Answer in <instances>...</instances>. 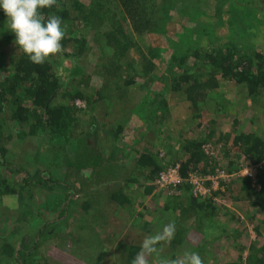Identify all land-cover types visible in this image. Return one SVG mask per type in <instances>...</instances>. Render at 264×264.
Here are the masks:
<instances>
[{"label":"trees","instance_id":"16d2710c","mask_svg":"<svg viewBox=\"0 0 264 264\" xmlns=\"http://www.w3.org/2000/svg\"><path fill=\"white\" fill-rule=\"evenodd\" d=\"M118 2L121 6L119 14L129 26V32H124L125 39H132L134 35L147 36L151 41V52H148L151 54L150 57L155 60L163 59L169 72L177 69L181 73L178 77L179 85L181 83L185 85L184 93L190 104L189 109L196 117L200 118L201 110L205 109L203 104L221 85L220 79L234 80L237 84L243 85L246 99L250 102L260 96L264 97V12H258V10L250 12L241 5L225 0H118ZM83 5L81 0H57V4L52 8L41 10L45 16L57 15L62 18L63 26L66 29V36L61 41L62 47L72 46L75 42L76 46H72L71 51L74 55H78L77 46L80 44L83 47L86 41V35H82V33L79 35L77 31L82 28L83 24H87V26L92 24V2L90 1L89 9L84 8ZM71 7L75 12H83V16L79 17L76 14L71 17ZM174 12L183 19V26L172 29L173 20L177 17L174 16ZM6 21L7 18L0 10V30L4 29ZM76 22L78 23L76 24ZM73 23H75V29H71ZM5 37L8 42L11 41L15 45L14 34H5ZM15 48L17 50L10 58L9 65L7 68H2L3 74H0V111L5 107L12 108V116L16 121L28 125L25 135L48 131L68 138L73 131L72 128H76L79 122V117L74 109V101L81 94L77 92L74 95H67L69 101L56 102L59 95L65 96L63 91L66 89L61 82L62 78L54 70L52 62L49 60L42 65L33 64L18 46L15 45ZM119 48L120 52L128 50L127 42L120 43ZM66 54L69 55V52ZM189 58L192 59L191 64L187 62ZM151 65L155 66L156 64L153 62ZM82 71L83 68L76 65L71 74L75 76ZM152 76L151 78L154 80L152 82H155L157 75ZM134 80L135 76H129L124 82L130 84ZM165 81L164 87H167V81ZM173 84L177 90L178 85L174 80ZM166 87L163 88L164 92H166ZM153 93L160 100L164 98L163 92H160L158 88H154ZM99 96L98 92L97 97ZM159 99H157L156 106H153L154 110L151 114L157 113L155 117H160L159 120L163 126L171 109ZM161 117L164 119L161 120ZM245 118L247 119L243 122L244 124L235 120L232 123L233 130L231 132L219 133L214 129H205L199 137L180 142L178 149L183 152L174 162L177 163L181 182L170 188L172 192L169 189H159L155 183L158 172L164 169L163 165L166 164L165 167L173 165V160L167 162L162 159L163 155L167 152L172 153V151H165L163 155H158L161 162L159 163L156 156L161 151L155 153V151L144 149L145 140L140 142L136 138L134 146L138 145V151H130L129 154L134 156L135 153L134 163L139 171V181L135 182L141 188H145L142 191L143 196L135 198L131 195L133 193L129 183L132 179L125 177L118 179L120 183L118 187L114 188L110 198L118 202L125 210L132 211V213L135 211L138 214L140 218L138 220L142 219L141 223L144 222L143 236L154 234L153 229H162L169 222L175 223V237L168 244V248L172 252L170 259L182 256L187 250L198 252L204 264L219 263V254L213 250L214 247L219 248V245L216 244L217 240H220L217 238V230L220 227L230 235L237 231L236 228L228 230L226 223L208 220L213 219L219 210V207L213 202V196L196 197L190 190L189 175L191 173L203 176L209 170L213 172L215 167L224 168L220 165V153L216 151V148L212 149V146H209L211 154L206 151L204 145L208 143L215 145L220 141L231 142L232 156L227 150L223 151L221 157L225 163L227 162L224 169L230 174L237 173L241 168L234 163L233 153H238L244 162L256 166L257 187L252 184L250 178L240 176L237 178L240 182V189L239 192L234 193L233 198L241 199L243 196L247 200L252 208L249 212L251 215L248 217L250 220H253L260 211L264 213V112L253 115L246 111ZM246 121L248 125H246ZM254 123H259V125L256 128L252 127L251 125ZM91 125L93 126V124ZM247 127L250 130L247 131ZM95 131V127L88 129L85 136L77 139L76 152L70 164L76 173L92 168V172H89L85 177L87 179L95 177L98 171L96 169V152L94 148H90L92 147L90 136ZM4 153L5 148L0 147V167L7 168L9 162L4 158ZM14 170L21 171L20 168ZM103 170L106 171H104V175L110 178H115L119 174V172H113L106 167ZM69 176L70 173L66 172V178ZM141 176L144 181H151L150 184L145 185L144 182H140ZM16 184H19V188L15 186ZM71 186L68 179L59 180L50 174H39L37 171L31 175L24 173L22 180L12 185L0 175V197L19 196L20 199H23L25 196L21 191L24 188L28 191L26 197L29 199L40 188L57 192L54 199L56 212L52 217L45 215L47 210L43 211L40 207H36L37 226L30 231L24 230L23 227L14 229V233H11L13 236L4 238L5 240L2 241L0 255L9 259L12 264H33L40 255L41 244L47 238L58 237L59 231L75 218L74 215L76 218L72 224L80 233L79 227L83 228L86 221L85 218L80 217V212H89L90 206L81 201L83 196L79 197L78 195L74 199L76 193H71ZM227 189L228 187L225 190L227 191ZM60 193L63 195L61 196ZM149 196V201H146L145 198ZM72 211L75 214H72ZM226 212L230 217L227 216L225 221L232 222L236 217L235 213L231 209ZM146 215H152L153 220L150 221ZM190 220L193 223L188 225ZM197 230L201 231L202 235L188 243L186 239L191 235V232H198ZM20 232L25 233L19 235ZM235 232L233 239L229 242L227 240V247L232 242L236 243L238 234ZM136 235L138 238H135ZM15 236L18 241L17 246L12 243ZM140 236L138 232L133 237L128 238L125 235L120 240L112 233L111 239L109 238L108 242L101 246L105 248L104 251L97 250L98 243L91 246L95 249L93 253H100L93 262L96 264L103 262L131 264L133 257L140 249ZM114 241L117 242L114 246L108 245ZM232 248L237 251V261L221 264H238L242 260L244 264H264V245L257 246L256 242H250L242 246L235 244ZM113 253H118L115 255L118 259L113 258Z\"/></svg>","mask_w":264,"mask_h":264},{"label":"rangeland","instance_id":"374dc122","mask_svg":"<svg viewBox=\"0 0 264 264\" xmlns=\"http://www.w3.org/2000/svg\"><path fill=\"white\" fill-rule=\"evenodd\" d=\"M81 1L84 4V8L88 9L90 7V1L92 2L91 26L83 24L82 28L77 31L79 35H81V33L82 35H86V41L83 47H81L79 44L77 46L78 55H74L71 53L72 46H76V43L74 42L72 46L68 45L67 47H62L61 53L50 59L54 70L59 74L60 78H62L61 82L64 84V88L66 89L63 91L65 96L63 97L59 95L56 102L69 101V97L67 95H74L77 92L81 94L80 96L76 97L74 101V109L76 111V115L79 117V122L77 123L76 128H72L73 131L69 134L68 138L55 135L48 131H39L33 135H25V133L28 131V125L16 121V119L12 116V108L5 107L2 109L0 111V147L5 148L4 158H6V160L9 162V166H7V168L0 167V175L3 176L9 184L12 185L17 181L20 182L24 176V173L31 175L37 171L39 174H50L59 180L68 179L72 185L71 193H76L79 195V197L83 196L82 194L84 192H89V196L92 197H100L102 195H105L104 198L107 197L106 195H108V193L99 195V193L95 191L96 186L94 188L83 186L86 185L85 182H82L84 179H86L84 173L88 174L90 171H80L76 173V171L70 167L76 152L75 149L77 147V139L85 136L86 131L93 128L91 124H100V117L97 109L98 103H95L98 92L100 93L101 101L105 98H110V96L114 99H121L124 97V95H126L125 99L130 100L136 97V95L139 96L144 94V90L148 87L152 86L156 88L161 86L164 83V80H166L168 84H173L174 80L178 85L177 90L170 89L166 93H163L165 94L167 101H169L170 106L173 107L172 110L174 115L170 114L172 118L170 119L167 117L163 126L161 123V126L164 127L163 130L160 127L162 130H160L162 139L165 138L166 134L168 135V130L170 133L168 136H175L178 131L180 132L182 130L183 134L189 137H198L203 134L205 129H214L219 133L231 132L233 130L232 123L235 120L244 124L243 122L245 119L243 115L245 111L251 112L253 115L264 112L263 96H260L253 102H250V100L246 99L245 90L242 88L241 84H236L233 80H221L220 88L216 91H222L223 94L219 97V92L214 91L216 93H214L213 99L207 100L210 110H201V116L198 119L200 120L199 127L196 128V134L194 131H190V127L192 126L191 115L193 112L190 111V104L186 100L184 93L185 85L183 83L179 85L178 77L181 73L177 69L169 72V68L163 59L155 60L150 57L151 54H148V52H151V41L149 38H147V36L138 37L134 35V38L132 39H125L124 32H129V26L119 14V7L121 6L119 5L118 0ZM225 1L234 2L238 5H241L250 12H253L252 10L264 12V0ZM70 12L71 17L76 14L79 17L83 16V12H75L73 8L70 10ZM174 16L177 17L174 18V20L172 19L173 24L171 28L174 29L176 27L180 28L183 26V19L180 18L176 12H174ZM77 23L78 22H76V24ZM75 28V23H73L71 25V29ZM5 34H13L7 28V21L5 22L4 29L0 30V74H3L2 68H7L10 58L14 56L17 50L13 42H8ZM123 41L127 42L128 50L120 52L119 45L120 43H123ZM65 52H69V55ZM153 62L156 64L155 66L151 65ZM187 62L188 64H191L190 62H192V59L189 58ZM76 65L82 67L83 71L73 76L71 72ZM152 75H157L155 82H152L154 81L151 78ZM129 76H135V80L133 83L125 84L124 81L127 80ZM128 95L130 97H127ZM90 104L92 106H90ZM246 125H248L247 121ZM258 125L259 123H254L251 126L256 128ZM174 141L175 140L169 139L167 142L174 143ZM213 145L214 144L212 143H208L204 146L209 154H211L209 146H212V149L216 148V151L220 153V165L226 168L227 162L225 163L221 157L223 155V151L229 150V154H232V150L230 149L231 142L220 141V143H215V145ZM164 152L165 151H161L160 155H163ZM182 152L183 151L179 149H175L172 151V153L167 152L165 155H163L164 157L162 159L167 162L172 160V162H174ZM233 161L234 163L238 164L239 168L244 163L243 158L238 153H233ZM172 164L173 165L168 167H165L166 164L163 166L164 168H169L175 167L177 165L176 162ZM16 168H20L21 171H15L14 169ZM216 168L218 167H215L214 170ZM66 172L70 173V176L67 178ZM209 172L211 171H207L203 177L207 176ZM237 173H233V178L226 186L228 187L227 191L225 190V187L224 190L211 192L207 196H213V202L219 207L218 214L215 215L213 219L208 220L212 222L219 221V223L222 224L226 223L225 225H227L228 230L231 228H236L237 231H233L238 234L236 243L232 242V244L227 247V240L229 242L231 239H233L235 234L234 232L233 235H230L229 232L225 233L224 230L219 227V230H217V238L220 240H217L216 243L219 245V248L214 247L213 250L218 252L220 262H211L212 264L229 263L235 260L237 261V251L232 248L235 244L242 246L246 243L256 242L257 246L264 245V213L260 211L253 220H250L248 217L251 215L249 212L252 210V208L249 206L247 200L244 199L243 196H241V199L233 198L234 193L239 192L240 189V182L237 179L240 176L237 175ZM129 174L130 173L128 169H121L118 176L120 178H125ZM141 180L145 185H148L151 182L144 181V178H141ZM118 182L120 183L119 180ZM204 184H208V182L205 181ZM15 186L19 188V184H16ZM116 186L117 185H115V187ZM129 186L133 193L131 194L133 197L136 198V196H141L142 198L143 194L141 186L137 187L133 181L129 183ZM21 192L23 193V196H25L23 199H20L19 196L0 197V247L2 241L11 236L14 233V229L16 230L17 227H23L24 230L30 231V229L32 230V228L34 229L37 226V218L35 216L36 207H40L43 211L47 210L45 215L48 217H52V215L56 212V208H54V199L57 192L55 190L51 191L47 190L46 188H40L34 192V196L31 199L26 197L28 195V191L25 188ZM60 195L62 196L63 194L60 193ZM149 198L150 196L146 197V201H149ZM103 204L104 205L102 207L104 209L101 208L102 211L108 210L110 208L107 207V203ZM31 207L34 208L32 209ZM228 209H231L236 215L232 222L225 221L228 217H230L226 212ZM72 214H75V212L72 211ZM118 216L120 218H127L128 216L131 220L125 221L128 223L124 225L125 227L123 229H111L109 226L106 228L108 235L113 233L115 236H117V239L119 238L122 240L125 235L130 238V236L133 237L135 236V233L138 234L139 232L141 235L139 237V242L141 244L143 238L145 237L142 235V231L144 229L142 226L144 225V222L141 223V221L143 220H138L140 218L135 211L132 213V211L125 210L124 208L118 209ZM151 216L152 215L147 216L150 221L153 220V217ZM74 217H76V215H74ZM192 223V220H190L188 225H191ZM255 226L258 228L257 231ZM99 229L104 230L103 228ZM153 230V233H155L160 231L161 228ZM22 233L25 232H20L18 234L21 235ZM201 235V231H193L186 240L188 243H191L190 241L196 240ZM109 238V236H104V238L100 237V240L105 243L108 242ZM135 238H138L137 235ZM48 240L49 239L47 238L41 244L40 255L36 261L42 259L44 260V255L49 251H46V247L48 248L49 243L51 241L53 242V240H49V242ZM83 240H87L89 243H91L94 240L93 234L84 237ZM78 242L80 243V246L77 249L76 254L81 253L80 247L87 248V252L83 255L87 254L92 256L97 254L91 253L89 251V249H92L90 245L84 243L83 241L81 242L79 239ZM12 243L17 246L18 241L16 236L13 238ZM59 243L60 240L56 241L55 244L59 245ZM54 249H57V246L54 247ZM65 252H67L68 255L70 253L72 254V252L68 249ZM171 254L172 252L169 250L168 244L164 245L161 256L163 258L170 259ZM99 255L100 253L92 257L95 259ZM115 255H118V253L112 254L114 259H118V257H115ZM68 260H70L72 263L76 262L75 256L74 259L72 258ZM9 261V259L0 255V264H12V262ZM242 261L238 264H244ZM78 262H80V264L82 263L81 261ZM104 263L106 262H103L102 264Z\"/></svg>","mask_w":264,"mask_h":264},{"label":"crops","instance_id":"0c3cea01","mask_svg":"<svg viewBox=\"0 0 264 264\" xmlns=\"http://www.w3.org/2000/svg\"><path fill=\"white\" fill-rule=\"evenodd\" d=\"M221 80L222 79H220V82ZM165 87L163 83L161 86H158L156 88L160 89V92L163 93H166L170 89L176 90L175 85L168 84V82H167L166 92H164L163 89ZM219 88L220 86L217 89ZM214 91L211 94L212 95L211 98L209 99H213V95L216 92H219V97L220 95L223 94L222 91H216V92ZM153 92H154V87L151 86L144 90V94H141L139 96L136 95V97L130 100L125 99L126 95H124V97L121 99H114L110 96V98L108 99L105 98L102 101H101V96L96 98L95 103H98L97 109L100 117L99 120L100 124L93 125V127L96 128V131L90 137L91 139L90 143L92 144V147L90 148L94 147V151H96V157H97L96 169H98V171L96 177H92L90 179L86 178L82 182L86 183V185H83L86 187L94 188L96 186L95 191H97L99 195L106 193H108V195H106L107 197L105 198H104L105 195H102L100 197H92L89 196V192H84L81 201H84L86 205L88 204L90 208H89V212H83L80 210L81 211L80 217L82 219L83 218L86 219L85 223L83 224L84 226H82L83 228L79 227V229H81L80 233L77 232L76 228L72 224V221L76 218L75 217L74 219L69 221L72 225L70 223H67L68 225L66 224L61 229V231H59L58 237H53L49 239V240H53V242L51 241L49 243V247L48 248L46 247V251L47 250L49 251L44 255V260L42 259L39 261H35L33 264H80V262L78 261H81L82 262L81 264H96L92 260L94 259L92 257L93 255L92 256L87 254L83 255L84 253L87 252V248L80 247L81 253L76 254V251L80 246L78 239L81 242L83 241L84 243L90 245V247L98 243L97 250L104 251L105 248H102L101 246H103L106 243H102L100 237L103 238L104 236L111 237V234L108 235L106 228L110 226L111 229L113 228L123 229L125 227L124 225L128 223L125 221L131 220L128 216L127 218L125 217L120 218L118 216V209L122 208V206H120L118 202L113 201L110 198L112 191L114 190L113 187H115V185H117L116 187H118L119 185V182L117 180L120 177L117 175V177L115 178L114 177L110 178L109 176L104 175L105 170H103V168L106 167L107 169H110L111 171L117 173L118 172L120 173L121 169L124 170L128 169L130 174L127 175V177L129 179H132L133 182L139 181V176H138L139 171L136 167L137 165H135L134 163L135 153L133 154L134 156L129 154L130 151H138L137 150L138 145L134 146V143H136L137 140L140 142L145 140L146 146H143L144 149H147L148 151H155V153H157L156 151H174L175 149L178 150V145H180V142L196 138V136L189 137L184 135L182 130L180 132L178 131L175 136L172 135L168 136L170 135L168 130L167 131L168 135L166 134L165 138L162 139L161 131L163 130V127L161 126L159 120L160 117L159 118L155 117L157 113L155 115L151 114L152 111L154 110L153 106H156L157 99H159V97L157 98L156 96H154ZM163 96L164 98H161V100L164 102V104L167 105V107H170L171 109L170 112L167 114V117L171 119L172 116H170V114L174 115L172 110L173 107L170 106V103L169 101H167L165 94H163ZM127 97L130 96L128 95ZM207 100L205 101L203 106L205 109L210 110ZM90 106L92 105L90 104ZM245 115H246V111L244 112L243 116L244 119H247L245 118ZM191 117H192L191 119L192 126L190 127L191 129L190 131H194V133L196 134V128L199 127L200 120H198L199 117H196L194 113H192ZM163 119L164 117H161V120ZM160 127L162 128V130L160 129ZM248 130L250 129L247 127V131ZM169 139L175 140L174 143L167 142ZM160 154L161 153H157L156 156L159 163H161L159 159V156H161ZM83 171L92 172V168L90 169L87 168L84 169ZM88 174L84 173V176L86 177ZM142 177L143 176H141V178ZM140 182H142V180H140ZM135 184L138 187V184L136 182ZM144 189L145 188H142V191ZM77 197L78 194H74V199ZM103 203H107V207L110 208L108 210L102 211V209H104L102 207L104 205ZM58 220L59 219H57V221ZM99 228H103L104 230ZM91 234H93L94 237V240L91 243H89L87 240H83L84 237L89 236ZM58 240H60V243L59 245H56L55 243ZM115 241L112 242V244L110 243L109 245L114 246L115 243H117ZM56 246L57 249H54V247ZM67 249L70 250L72 254L70 253L68 255L67 252H65ZM89 251L93 253L95 249L92 248L89 249ZM74 256L76 262L72 263L68 259H72V258L74 259Z\"/></svg>","mask_w":264,"mask_h":264},{"label":"clouds","instance_id":"9594fccd","mask_svg":"<svg viewBox=\"0 0 264 264\" xmlns=\"http://www.w3.org/2000/svg\"><path fill=\"white\" fill-rule=\"evenodd\" d=\"M57 0H0V10L7 18V28L14 34V43L31 63L42 65L62 51L66 36L64 21L57 15L45 16L42 9L52 8ZM248 173L246 169L245 175ZM176 233L174 222L143 238L131 264H204L198 252L185 251L175 259L163 258L164 245L170 244Z\"/></svg>","mask_w":264,"mask_h":264},{"label":"built area","instance_id":"2783aa9c","mask_svg":"<svg viewBox=\"0 0 264 264\" xmlns=\"http://www.w3.org/2000/svg\"><path fill=\"white\" fill-rule=\"evenodd\" d=\"M240 169L241 171L239 170L237 175L250 178L252 184L257 187L256 166L244 162ZM246 169H248V173L245 175ZM233 175L234 174H230L224 168L220 167L216 168L205 177H203L204 175L191 173L189 175L191 193L196 197H207L211 192L224 190L228 185L227 183L233 178ZM205 181H207L208 184H204ZM180 182L181 178L177 170V165L175 167L160 170L155 177V183L159 189H170ZM170 190L172 192V189Z\"/></svg>","mask_w":264,"mask_h":264}]
</instances>
